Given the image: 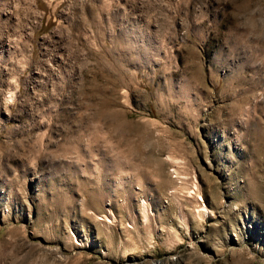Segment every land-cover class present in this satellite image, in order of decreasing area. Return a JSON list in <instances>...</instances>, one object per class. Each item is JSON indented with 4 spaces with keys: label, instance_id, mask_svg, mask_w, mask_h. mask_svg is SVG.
I'll return each instance as SVG.
<instances>
[{
    "label": "rangeland",
    "instance_id": "obj_1",
    "mask_svg": "<svg viewBox=\"0 0 264 264\" xmlns=\"http://www.w3.org/2000/svg\"><path fill=\"white\" fill-rule=\"evenodd\" d=\"M0 264H264V0H0Z\"/></svg>",
    "mask_w": 264,
    "mask_h": 264
},
{
    "label": "bare ground",
    "instance_id": "obj_2",
    "mask_svg": "<svg viewBox=\"0 0 264 264\" xmlns=\"http://www.w3.org/2000/svg\"><path fill=\"white\" fill-rule=\"evenodd\" d=\"M202 200H203V199H202ZM207 208H208V207H206V206L201 207L200 212L202 211V212H205V214H206L207 212H209ZM207 214H208V213H207Z\"/></svg>",
    "mask_w": 264,
    "mask_h": 264
}]
</instances>
